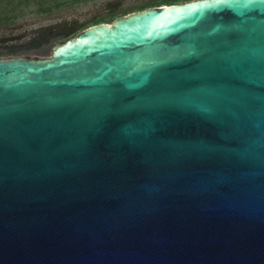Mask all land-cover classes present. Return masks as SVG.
I'll use <instances>...</instances> for the list:
<instances>
[{
  "label": "water",
  "instance_id": "water-1",
  "mask_svg": "<svg viewBox=\"0 0 264 264\" xmlns=\"http://www.w3.org/2000/svg\"><path fill=\"white\" fill-rule=\"evenodd\" d=\"M0 264H264V0L0 58Z\"/></svg>",
  "mask_w": 264,
  "mask_h": 264
},
{
  "label": "rangeland",
  "instance_id": "rangeland-1",
  "mask_svg": "<svg viewBox=\"0 0 264 264\" xmlns=\"http://www.w3.org/2000/svg\"><path fill=\"white\" fill-rule=\"evenodd\" d=\"M172 1L175 0H50L52 10L40 13L35 0H21V3L28 4L17 11L8 10L7 2L0 0V58L47 59L65 38L55 32L72 25L74 21L85 26Z\"/></svg>",
  "mask_w": 264,
  "mask_h": 264
},
{
  "label": "flooded vegetation",
  "instance_id": "flooded-vegetation-1",
  "mask_svg": "<svg viewBox=\"0 0 264 264\" xmlns=\"http://www.w3.org/2000/svg\"><path fill=\"white\" fill-rule=\"evenodd\" d=\"M5 1L7 2V5H8L7 9L10 10V11H17L19 9V7H21L22 5L28 4V2L27 3H25V2L21 3V0H5ZM49 1L50 0H35L36 6H38V10L40 11V13L41 12H45L46 13V12H50V10H52V5L49 3ZM127 13H129V12H126L125 14H127ZM9 15H11V14H9ZM122 15H124V14H122ZM11 19H14V18L12 17ZM112 20L89 23V24H87L85 26L80 25L79 23H77V21H74L73 23H71L72 25H70L68 27L66 26L65 28H63V30L56 31L55 34L61 35V37H65L63 40L60 41V43H63L67 39L72 38L75 35H77L78 33H80L81 31H83L86 27H88L90 25L97 24V23H100V22H109L110 23ZM52 34H53V32H52ZM47 38L48 37L43 39L44 41L41 40L42 41L41 44L44 43Z\"/></svg>",
  "mask_w": 264,
  "mask_h": 264
},
{
  "label": "trees",
  "instance_id": "trees-1",
  "mask_svg": "<svg viewBox=\"0 0 264 264\" xmlns=\"http://www.w3.org/2000/svg\"><path fill=\"white\" fill-rule=\"evenodd\" d=\"M181 1H189V0H175V1H172V2H169V3H167V2L160 3V4H158V5L173 4V3H178V2H181ZM158 5H150V6H147V7L158 6ZM147 7H143L142 9H145V8H147ZM142 9H141V10H142ZM132 12H133V11H132ZM129 13H130V12H129ZM100 23H102V22H100Z\"/></svg>",
  "mask_w": 264,
  "mask_h": 264
},
{
  "label": "bare ground",
  "instance_id": "bare-ground-1",
  "mask_svg": "<svg viewBox=\"0 0 264 264\" xmlns=\"http://www.w3.org/2000/svg\"><path fill=\"white\" fill-rule=\"evenodd\" d=\"M51 58V57H50ZM48 59V58H47Z\"/></svg>",
  "mask_w": 264,
  "mask_h": 264
}]
</instances>
